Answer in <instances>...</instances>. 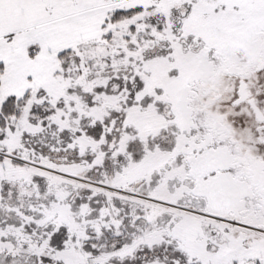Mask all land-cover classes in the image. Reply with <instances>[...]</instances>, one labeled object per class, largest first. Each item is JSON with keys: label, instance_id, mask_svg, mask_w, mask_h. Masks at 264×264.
<instances>
[{"label": "snow or ice", "instance_id": "obj_1", "mask_svg": "<svg viewBox=\"0 0 264 264\" xmlns=\"http://www.w3.org/2000/svg\"><path fill=\"white\" fill-rule=\"evenodd\" d=\"M0 264H264V0H0Z\"/></svg>", "mask_w": 264, "mask_h": 264}]
</instances>
